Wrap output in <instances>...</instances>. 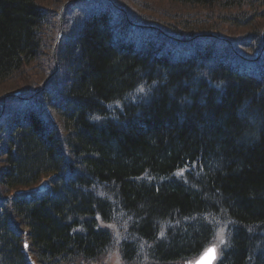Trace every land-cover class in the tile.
Returning <instances> with one entry per match:
<instances>
[{
  "label": "trees",
  "instance_id": "1",
  "mask_svg": "<svg viewBox=\"0 0 264 264\" xmlns=\"http://www.w3.org/2000/svg\"><path fill=\"white\" fill-rule=\"evenodd\" d=\"M55 1L0 0V83L54 73L0 118V264H264V0H74L56 46Z\"/></svg>",
  "mask_w": 264,
  "mask_h": 264
},
{
  "label": "bare ground",
  "instance_id": "2",
  "mask_svg": "<svg viewBox=\"0 0 264 264\" xmlns=\"http://www.w3.org/2000/svg\"><path fill=\"white\" fill-rule=\"evenodd\" d=\"M71 2H67L66 4H64V6H62V10L63 12L70 6ZM112 3V2H111ZM113 4V3H112ZM130 6L134 9L137 8V5L130 0ZM140 28V27H138ZM145 28H151L154 31H157L158 33L159 30L157 28V26H147ZM143 32L141 31V35L143 36ZM63 37V33H59L56 36V40H55V46L57 43H59L60 39ZM204 37H209L208 35H204ZM197 43V48L199 50L202 49H208L211 45L209 43L201 45V41L199 39H194ZM143 42H149L148 37H146L145 39H142ZM141 41V43H142ZM261 49L260 52H264V37H262L261 39ZM244 50V49H243ZM53 74L47 75V78L38 85V87L36 88H28L26 90L24 89V86L21 84H18L16 86H14L15 88L11 87V78H7L5 81H3L2 83H0V93L5 94V97H8L9 99H5V101H3L2 103H0V115H2L5 112H8V114H13L14 117H19L22 111H27L29 108L25 107L24 105H20L17 103L18 100L25 98L27 96H31L29 97L30 99H26L25 102H27L28 105L30 106H34V107H42V103H44L45 101L42 100V98L40 99H35V97L40 93V95H48L50 93L51 90L54 89V87L49 86V82L53 79ZM33 97V98H32ZM51 102L53 105H57L59 104V101H56L55 98H51ZM10 103H12L10 105ZM31 112L34 113L35 110L33 108H31ZM34 118H36L35 120L38 121L40 129L44 130V131H49L50 129L54 128L56 125V121L55 118L53 116H49V118L47 119L48 122H46V124L43 122L42 123V118L39 117V115L34 116ZM182 174V172L180 171H176L173 173L174 177H179Z\"/></svg>",
  "mask_w": 264,
  "mask_h": 264
},
{
  "label": "rangeland",
  "instance_id": "3",
  "mask_svg": "<svg viewBox=\"0 0 264 264\" xmlns=\"http://www.w3.org/2000/svg\"><path fill=\"white\" fill-rule=\"evenodd\" d=\"M71 1H74V0H59V1H55V2H51L47 5V8H50V9H53L54 6H56V8H54V10H59L58 12V15L57 16H61L62 13H63V8L62 6H64V4H66L67 2H71ZM119 2H122L123 4H125V6H127L128 9H131L135 12H138L140 13L141 15H146L148 17L152 16V18L154 20H158L159 22L162 21V16H163V13L167 11L168 6L166 3H161L159 4L158 1H153V0H132L136 5H137V8L134 9L130 6V0H118ZM63 2V3H62ZM126 8V9H127ZM123 10H125L123 8ZM125 12V11H123ZM215 12L213 11L212 12V15L215 16L216 14H214ZM125 14H127L125 12ZM210 15V14H208ZM55 17V20H54V24L57 25V27H60V24H59V21L61 20L62 21V18L60 17ZM166 22L170 21L169 19H166ZM259 22V21H258ZM258 22H256L255 25H253L255 28L256 26H258ZM261 27L260 28H264V21H261ZM62 27V26H61ZM249 30V29H248ZM247 29H240V28H232V27H229L227 28V31L229 32L228 34L232 37H238V36H242L244 33H246L248 31ZM50 34V33H49ZM51 43V42H50ZM49 43V44H50ZM38 65H42L41 61H38L36 62V64H33L31 66H29L28 68L25 69L24 71V74L25 76L23 77H15L12 81H11V87L12 88H15L14 86L18 85V84H21L24 86V89L23 90H26L30 87H32V85L34 87L32 88H36L38 87L33 81V73L36 71H38ZM38 68V69H37ZM39 81H36L39 84H41V82H43L46 78H47V75H42L40 77H37ZM2 93H0L1 95ZM117 252V251H116ZM111 253V254H108V256L106 257V261L103 260L101 261L100 263L98 264H118V253Z\"/></svg>",
  "mask_w": 264,
  "mask_h": 264
},
{
  "label": "snow or ice",
  "instance_id": "4",
  "mask_svg": "<svg viewBox=\"0 0 264 264\" xmlns=\"http://www.w3.org/2000/svg\"><path fill=\"white\" fill-rule=\"evenodd\" d=\"M209 257L211 258V260L213 261L215 260L216 258V247L215 246L206 247L204 252L200 254V261H203Z\"/></svg>",
  "mask_w": 264,
  "mask_h": 264
},
{
  "label": "water",
  "instance_id": "5",
  "mask_svg": "<svg viewBox=\"0 0 264 264\" xmlns=\"http://www.w3.org/2000/svg\"><path fill=\"white\" fill-rule=\"evenodd\" d=\"M212 261H213V260H211L210 257L207 258V259H205V260H203V261H200V258H199V259L195 262V264H198V262H199V264H211Z\"/></svg>",
  "mask_w": 264,
  "mask_h": 264
}]
</instances>
